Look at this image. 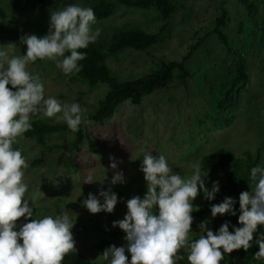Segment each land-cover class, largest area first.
<instances>
[{"label":"rangeland","instance_id":"1","mask_svg":"<svg viewBox=\"0 0 264 264\" xmlns=\"http://www.w3.org/2000/svg\"><path fill=\"white\" fill-rule=\"evenodd\" d=\"M93 1L44 0L40 7L32 8L27 0H0V8L21 36L36 34L39 37L48 33L51 10L71 4L87 7ZM171 1L175 9L167 19L161 17L155 6L117 5L113 13L96 20L92 26L100 29L94 43L107 47L114 32L141 29L153 33L167 22L171 32L165 40L147 52L130 48L120 50L107 58L106 65L117 79L127 80L150 73L165 60L185 58L183 64L188 71L185 79L180 78L179 70L175 69L166 86L143 95L138 104L127 100L117 105L102 124L92 120L88 125L83 124L86 134L93 139L92 149L84 140L81 149L76 151L70 146L74 135L67 131L48 135L44 146L24 135L13 145V148L24 150L29 165L25 169V183L28 184L25 198L40 193L33 205V219L51 216L56 210L59 215L66 212L75 222L72 232L77 251L92 260H103L102 252L108 247L94 248L93 244L109 239L103 231L92 229V224L97 222L102 228L116 229L125 235L119 227L113 228L112 222L123 219L127 208L121 201L114 213L90 214L81 202L90 192L98 195L101 187L107 190L115 171H123L126 181L112 186L118 191V197L125 201L134 195L143 197L146 184L139 168L145 152L165 155L173 172H179L185 178L191 175L193 165L199 164L203 154L218 147L240 155L259 149L264 166V0ZM246 6L253 7L254 11ZM223 11L227 15L221 30L230 50L213 32L215 19ZM7 44L15 45L10 56L26 53V45L18 38L8 36L0 19V46ZM233 51L246 54L248 78L239 84L233 102L223 110H216L218 100L233 78ZM27 70L39 72L46 96L55 97L61 103H79L87 109V117L109 90L106 83L89 86L86 82H71L51 60L37 59ZM37 118L57 122L42 114L32 120ZM110 156L116 158L115 170L109 167ZM89 174L97 180L95 183H84V177ZM215 180L221 185L227 182V177L220 171L209 172L206 186L210 189ZM244 190L250 191L249 185H242L241 191ZM205 204L201 193L194 205ZM237 217L234 216L231 225L239 226ZM198 225L193 222L190 237L199 233ZM113 241L117 247L126 244ZM126 255L130 260V254L126 252ZM184 257L178 264H188L187 253ZM221 264L237 263L225 255Z\"/></svg>","mask_w":264,"mask_h":264},{"label":"clouds","instance_id":"2","mask_svg":"<svg viewBox=\"0 0 264 264\" xmlns=\"http://www.w3.org/2000/svg\"><path fill=\"white\" fill-rule=\"evenodd\" d=\"M96 22L93 9L71 4L51 10L47 34L20 37L26 45L25 54L10 56L15 45L0 46V264H62L66 255L77 251L72 232L75 222L66 212L33 219V205L40 193L25 198V169L29 165L13 145L32 129V118L40 114L65 123L72 133L91 123L87 109L79 103H61L46 96L40 76L27 68L37 59L51 60L66 76L78 73V62L86 58L79 49L87 48L100 35V29L92 27ZM109 159V167L117 169L116 158ZM139 170L146 184L143 197L134 195L126 201L118 197L112 186L126 181L123 171H115L107 190L101 187L98 195L90 192L81 202L90 214H111L119 202L126 203L123 219L112 222L113 228L124 232L126 244H111L103 250L109 264H178L185 258L181 249L187 253L188 264H221L225 254L241 249L247 252L254 241L258 245L254 258L264 261V233L259 231L264 226V166L251 168L250 191L239 193L238 209L236 198L230 196L210 203L211 217L200 221L202 234L197 239L190 237L192 213L200 208L194 201L201 193L204 200L214 201L220 191L219 181H212L209 189V172H203L200 164H194L191 175L185 178L173 172L165 155L152 152L144 153ZM96 181L91 174L84 177V183ZM237 213L239 226L225 220L215 231L209 227L218 215Z\"/></svg>","mask_w":264,"mask_h":264},{"label":"trees","instance_id":"3","mask_svg":"<svg viewBox=\"0 0 264 264\" xmlns=\"http://www.w3.org/2000/svg\"><path fill=\"white\" fill-rule=\"evenodd\" d=\"M28 4L32 8L40 7L44 0H27ZM117 5L134 6L139 8H147L155 6L163 19H167L175 9V4L171 0H95L87 7L93 9L96 20L103 19L113 13ZM246 9L251 12L254 8L246 6ZM250 14V13H249ZM226 12L223 11L221 16L215 19V27L213 32L217 35L218 39L222 42L223 46L230 50L228 47V40L221 27L225 25ZM0 19L2 20L5 30L8 36L16 37L20 40V33L17 29L12 27L11 21L6 14L0 8ZM171 32V26L165 22L161 25L157 31L148 33L141 29H130L114 32L112 34V42L107 47H102L96 43H90L87 48L79 49L81 52L86 53V58L79 61L81 70L78 73H73L69 77L71 82H86L89 86H95L99 83H106L109 85V90L104 96L98 100L96 110L88 116L89 120L102 124L108 119L114 112L117 105L129 100L133 104H138L145 94H149L155 89L162 88L168 84L173 77V70H179V77L185 79L188 76V71L184 68L183 60H165L161 65L151 71L144 74L142 77L135 79L119 80L111 74L109 67L106 65L108 57L113 56L116 52L125 48H130L136 51L147 52L149 48L165 40L167 35ZM194 45H192L193 47ZM68 53H66L67 55ZM234 57L233 62V78L229 84V87L224 91L222 97L218 100L215 108L216 110H223L226 106L230 105L236 95L239 84H243L248 78L247 72V58L245 53L237 51L232 52ZM38 75L39 72L32 73ZM32 129L24 134L25 137L34 139L39 145H46V137L52 133L58 131H67L72 133L65 123L48 122L44 119L31 120ZM74 139L71 141L70 146L76 151L81 149V144L84 140H87L90 149L94 147L93 139L88 136L84 130L83 124L80 126V130L76 133H72ZM17 149V148H14ZM24 155V150L18 148ZM34 160L33 163H36ZM199 164L202 167L203 172H217L225 174L227 182L220 185V191L216 195L214 201H207L204 206L199 208V211L192 213L194 217L193 222H198L211 217L210 203H219L225 196L236 198L237 204L235 207L239 208L238 195L241 191V186L250 183V170L252 167L263 166L261 164V157L259 149L255 152H244L243 154H235L231 151H227L224 147H218L215 150L203 154L199 159ZM114 192L118 193L116 189ZM239 213H237L238 216ZM59 215V210H56L51 216L56 217ZM40 217L38 219H42ZM234 216L224 215L217 216L211 219L209 227L214 231L217 230L225 220H230ZM193 225V224H192ZM92 229L97 231H103L109 235V239H103L93 244L94 248H104L113 244V240L116 239L121 242L124 240L118 230H110L108 228H102L97 222L92 224ZM107 229V230H106ZM260 233H264V226L260 228ZM193 235L192 239H197L202 234L199 233ZM259 235V232L257 233ZM258 251V245L253 242V247L247 252L242 249L234 251L232 254H225L229 258L235 260L237 264H264V261L256 260L254 253ZM181 255H186V251L181 249ZM108 260H92L80 251H74L65 256L62 264H108Z\"/></svg>","mask_w":264,"mask_h":264}]
</instances>
